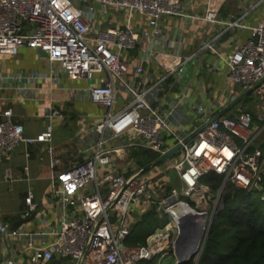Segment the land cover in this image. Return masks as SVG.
Instances as JSON below:
<instances>
[{
	"label": "built area",
	"instance_id": "obj_1",
	"mask_svg": "<svg viewBox=\"0 0 264 264\" xmlns=\"http://www.w3.org/2000/svg\"><path fill=\"white\" fill-rule=\"evenodd\" d=\"M244 17L223 16L215 0H207L203 10L190 9L188 0H0V103L15 91L22 99H36L38 81L57 82L62 72L89 80L79 91L69 88L70 94L79 92L104 109L84 139L83 158L53 176L62 208L58 229L10 227L0 204V234L17 237L20 249H34L31 260L36 264H53L45 254L47 245L35 242L50 233L56 235L49 244L54 258L67 257L69 264H160L166 253L177 255L180 219L192 214L184 245L196 261L202 239L222 207L225 184L263 189L264 151L257 138L264 122L254 125L251 111L239 106L236 114H226L230 108L184 142L242 92L264 93V17L250 26L243 43L220 52L223 34L245 27ZM167 18L185 25L204 21L218 28L207 32L197 27L198 44L184 52V27L169 24ZM25 46L44 53L49 72L3 68L1 60ZM208 51L224 60L234 85L206 101L204 91L180 88L178 82L188 63L198 66ZM220 68L214 63L208 67L214 74ZM202 73L198 69V87ZM49 102L45 129L32 136L24 134L11 106H0V156L10 154L20 141L48 142L47 150L53 152V118L63 113L59 98ZM178 142L182 146L159 166L139 171L141 166L117 164L135 147L157 157ZM60 161L53 155L51 164ZM213 172L223 176L217 190L206 181ZM6 176L12 177L11 169ZM26 200L24 217L37 209L31 189ZM136 203L146 209L154 206L164 222L145 242L134 244L126 239ZM17 259V249L12 248L0 264H19Z\"/></svg>",
	"mask_w": 264,
	"mask_h": 264
},
{
	"label": "crops",
	"instance_id": "obj_2",
	"mask_svg": "<svg viewBox=\"0 0 264 264\" xmlns=\"http://www.w3.org/2000/svg\"><path fill=\"white\" fill-rule=\"evenodd\" d=\"M190 9L203 10L207 0H188ZM220 13L228 17H236L245 14V27H235L226 31L222 36V46L220 52L225 54L232 50L236 45L243 43L250 35V26L254 25L260 18L264 17V0H215ZM224 4L223 10L221 6ZM223 11V12H222ZM169 24H179L184 27L183 45L184 52H189L198 44L199 34L195 29L200 26L202 30L214 32L218 27L209 26L204 21H194L189 24H182V21L173 18L166 19ZM202 26V27H201ZM46 57L34 47H22L15 56L5 57L1 60V65L9 71L16 70H38L49 72ZM211 63L219 64L220 70L213 73L208 69ZM198 69L203 71L202 84L198 87ZM228 67L223 59L214 52L208 51L207 54L198 62L190 61L178 82L180 88L196 87L197 91H204L206 101L209 96H218L223 90L234 85L227 77ZM59 80L56 82L50 78L38 81L36 99H22L17 91L10 93L13 97L0 103L11 106L14 119L24 125V134L28 136L37 135L45 129L48 117L45 115L50 104L49 98H59L62 116L53 118V139L51 144L53 152L47 150L48 142L39 141L27 143L20 141L15 149L8 155L0 156V204L2 206V218L10 227H18L25 224L26 229L34 231L36 229L49 230L58 229L59 215L62 210L59 197L55 194L53 176L58 170L71 165L75 161L83 158L84 139L89 133L90 126L100 119L103 107L94 103L88 97H83L79 92L71 95L69 88L81 90L90 81L85 78L72 79L64 73H59ZM197 94V92H196ZM119 104V103H118ZM172 142V139L169 141ZM129 150L127 157L117 161L120 166L130 163ZM53 155L59 156L61 161L55 165L51 164ZM133 166V165H132ZM139 165H136V167ZM11 169L12 177H7V170ZM179 184V181H177ZM33 191V200L37 203V209L23 216L22 212L27 208V191ZM146 207L136 203L133 213L129 219H138L141 210ZM36 215V216H35ZM35 216V217H34ZM17 223V224H16ZM56 235L50 233L43 239L37 238V244L47 245L45 254L53 264H69L67 257L54 258V252L50 245L55 241ZM19 240L15 236L0 234V259L11 255L12 248L17 249L19 264H36L31 260L34 249H20Z\"/></svg>",
	"mask_w": 264,
	"mask_h": 264
},
{
	"label": "trees",
	"instance_id": "obj_3",
	"mask_svg": "<svg viewBox=\"0 0 264 264\" xmlns=\"http://www.w3.org/2000/svg\"><path fill=\"white\" fill-rule=\"evenodd\" d=\"M223 7L224 4L221 6L222 10ZM247 94L240 102L245 101ZM246 103L243 108L251 111L253 120L262 125L264 120L258 118ZM258 146L264 151V132ZM135 149L143 155V158L137 160L139 166L156 158L157 154L151 150L145 151L139 147L132 150ZM207 180L211 182V188L217 190L223 182V176L213 172L206 177ZM262 186L263 189L247 190L230 182L225 184L222 207L215 215L217 223L208 231L197 264H264V178ZM163 222L164 218L158 215L154 206L141 210L138 219L129 223L127 242H145L146 236ZM177 264H195V260L191 255Z\"/></svg>",
	"mask_w": 264,
	"mask_h": 264
},
{
	"label": "water",
	"instance_id": "obj_4",
	"mask_svg": "<svg viewBox=\"0 0 264 264\" xmlns=\"http://www.w3.org/2000/svg\"><path fill=\"white\" fill-rule=\"evenodd\" d=\"M252 89H248L246 92H242L240 95H238L234 100H232L226 107H224L222 110H220L216 115H214L213 117H211L206 123L202 124L201 126H199L197 129H195L192 133H190L185 139H184V142H187L188 140H190L191 138H193L197 133L198 131H200L210 120L214 119L216 116H219L221 115L222 113H224L225 111H227L228 109H230L231 107H233L236 103H238L248 92H250ZM182 146V143L181 142H178V143H175L174 145H172L167 151H165L164 153L160 154L159 156H157L154 160L146 163L145 165L141 166L139 168V171H144V170H147L149 169L151 166L153 165H156L158 163H161V162H164L166 160H168L169 158H171L175 153L176 151ZM145 151H148V149H145ZM189 217H194L192 214H188V215H185V216H182L181 217V222H180V226H181V233L179 235V238H178V247H177V250H176V253H177V256L179 259L181 260H185L187 258H189L190 256V249L189 247L185 246L184 245V241L186 239V234H187V226H186V221H187V218ZM203 217L205 218L206 215H203ZM207 234L206 233L202 239V249H203V246H204V243H205V240H206V237H207ZM200 233L197 234V237L195 238V243L199 240V236ZM202 251V250H201ZM201 254V252H200ZM200 254L198 255L196 261H195V264L198 263V259H199V256Z\"/></svg>",
	"mask_w": 264,
	"mask_h": 264
},
{
	"label": "rangeland",
	"instance_id": "obj_5",
	"mask_svg": "<svg viewBox=\"0 0 264 264\" xmlns=\"http://www.w3.org/2000/svg\"><path fill=\"white\" fill-rule=\"evenodd\" d=\"M245 102H247L249 106L251 107V109L256 112L258 118L260 119L264 118V93L262 94L258 89L248 92L247 98L245 99V101L243 100L239 104L231 107V110H230L231 112H228V114L230 115L236 114L239 106L241 107L245 106L244 104ZM253 121H254V125H260L257 120H253ZM261 136L262 134L257 138V143L260 141ZM138 152L139 151L136 149L132 150V154L130 155V158H129L130 163H128L129 166L133 165L136 167V165H138L137 160L143 158V155H141ZM159 164L161 165L162 162L156 165L159 166ZM215 223H217V219L213 217L211 226H213V224ZM177 259L178 257L174 252H168L166 253L165 257H163L160 260V264H175ZM155 260L158 261V256L155 258Z\"/></svg>",
	"mask_w": 264,
	"mask_h": 264
}]
</instances>
